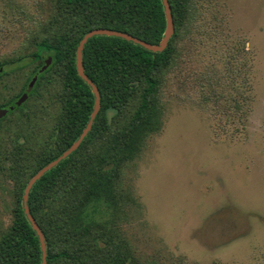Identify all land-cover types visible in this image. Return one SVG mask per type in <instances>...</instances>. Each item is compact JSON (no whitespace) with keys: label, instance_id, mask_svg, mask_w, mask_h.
<instances>
[{"label":"rangeland","instance_id":"rangeland-1","mask_svg":"<svg viewBox=\"0 0 264 264\" xmlns=\"http://www.w3.org/2000/svg\"><path fill=\"white\" fill-rule=\"evenodd\" d=\"M48 2L0 0V64L10 65L0 107L53 57L40 43ZM20 60L35 63L20 68ZM62 86L60 73H48L0 120L2 230L16 206L4 159L21 147L37 160L58 122ZM160 96V131L123 168L116 209L91 206L89 217L112 219L141 264H264V0H193Z\"/></svg>","mask_w":264,"mask_h":264},{"label":"trees","instance_id":"trees-1","mask_svg":"<svg viewBox=\"0 0 264 264\" xmlns=\"http://www.w3.org/2000/svg\"><path fill=\"white\" fill-rule=\"evenodd\" d=\"M168 1L175 34L164 52L108 36H95L84 47L85 74L100 91V112L78 150L47 172L29 197L31 215L45 236L47 264H141L115 222L108 217L95 221L88 210L91 206L116 209L123 168L141 152L145 140L160 131L163 76L175 60L193 6V0ZM48 5L53 14L43 35L49 36L40 43L50 48L53 63L39 75L37 84L48 73L61 74L62 110L48 145L35 154L37 160H30L28 155L34 152L25 155L21 147L4 159L10 162L3 170L14 182L16 206L11 225L5 230L0 227V264H43L40 238L24 210V191L33 176L80 139L91 120L96 96L77 70V51L84 36L109 29L157 45L167 27L163 0H49ZM20 63V68H26L35 62ZM43 64L40 60L33 76ZM7 66V62L0 64V69Z\"/></svg>","mask_w":264,"mask_h":264},{"label":"water","instance_id":"water-1","mask_svg":"<svg viewBox=\"0 0 264 264\" xmlns=\"http://www.w3.org/2000/svg\"><path fill=\"white\" fill-rule=\"evenodd\" d=\"M163 4H164V8H165L167 27H166V31L164 33V37H163L162 41L159 44H157V45H152V44L147 43V42H145L143 40L135 38L132 35L125 34V33H122V32H117V31H114V30H109V29L92 30L88 34H86L84 36V38L82 39V41L80 42V45H79L78 51H77V70H78L79 75L92 87V89L94 91V94L96 96L95 108H94V111L92 113L91 120L88 123V126L86 127V129L84 130L83 134L81 135L80 139L77 142H75L66 152H64L61 157H59L55 161H52L47 166L42 168L30 180V182L28 183V185H27V187H26V189L24 191V198H23L24 199V210H25L26 216L28 217L30 223L32 224L33 229L37 232V234H38V236L40 238V242H41V246H42V252H43V264H47V245H46V240H45L44 233L40 229V227H39L37 221L35 220V218L31 215V211H30L29 204H28L29 203L30 192H31L32 188L35 186V184L47 172H49L50 170L55 168L60 162H62L65 159H67L76 150H78V148L80 147V145L82 144L84 139L87 137V135L92 130L94 121H95V119H96V117L99 114L100 109H101V95H100V91L95 86V84L88 78V76L85 74L84 62H83L84 47L87 44V42L89 41V39H91V38H93L95 36H108V37H119V38L126 39L128 41L135 42V43L143 46L147 50L155 52V53L164 52L168 48L169 42L172 39V37L174 36V34H175V24H174V20H173V16H172V9H171L169 1L168 0H163ZM52 63H53V57H49L46 60L45 65L39 70V73L29 83L26 92L24 94H22V96L14 103V105H12V106H10L8 108H0V120H2L5 117H7L10 112H13L16 108L21 107L28 100L29 95L32 93L36 83L38 82L39 75H41L44 72H46L49 69V67L52 65ZM3 72H4V69L1 68L0 69V75Z\"/></svg>","mask_w":264,"mask_h":264}]
</instances>
